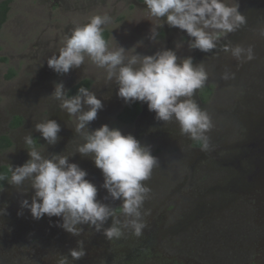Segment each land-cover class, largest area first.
Segmentation results:
<instances>
[{
	"label": "flooded vegetation",
	"instance_id": "flooded-vegetation-1",
	"mask_svg": "<svg viewBox=\"0 0 264 264\" xmlns=\"http://www.w3.org/2000/svg\"><path fill=\"white\" fill-rule=\"evenodd\" d=\"M41 1L55 5L59 0ZM119 1L123 2V8L137 9V13L146 11L139 24L141 30L135 29L145 39L125 35V41L115 43L116 46L133 50L126 48L131 42L136 48L133 54L140 55L168 49L175 51L179 59L191 56L194 65L204 63L209 79L203 89L197 90L194 99L208 111L214 123L208 133L210 148L203 150L199 142L181 135L174 121L165 124L156 120L146 103H126L118 97L115 81H105V70L89 58L67 74L48 67L47 60L58 55L71 30L90 18L68 23L61 35L50 39L38 35L28 45L23 44L24 39L18 40V47L10 48V56L0 57L4 63L11 64L6 73L2 74L0 69V166L8 170L22 166L30 158L28 150L33 148L46 158L73 153L69 162L87 172L86 179L98 189L97 199L120 213L119 200L105 199L107 191L101 187L103 176L91 157L74 151L84 140L75 132L76 118L62 110L52 96L59 83H63L69 97L85 87L102 101L103 108L87 125L88 132L108 125L124 135L131 134L141 145L150 146L159 166L146 181L151 192L144 207L150 211L146 216L147 228L139 238L126 232L121 239L108 240L102 232H95L87 225L83 226L81 237H74L57 226L60 218L44 216L35 220L28 209H21L20 201L28 199L30 203L34 194L30 185L17 188L6 182L0 188V207L7 205V214L0 215V264H57L60 254L75 248L78 239L85 241L86 255L74 264H264V225L258 221V215L264 214V202L257 200L264 199V135L247 128V123L255 119L264 121V37L259 35L260 29H264V0H238L247 24L227 37H220L213 53L189 49L191 38L183 30L164 23V17L160 18L162 26L157 31L160 39L153 41L151 19L155 18L149 15L144 0ZM119 10L108 9L105 14L112 20ZM104 30L108 31V42L110 32L106 25ZM117 34L118 30L113 33ZM227 40L252 45L255 58L239 64L223 51L221 46ZM15 54L18 58L14 61ZM226 71L234 73L235 78L221 79ZM46 120H55L60 125L55 145H49L35 128ZM28 136L33 139L30 145L25 143ZM250 150L255 155L252 161L245 153ZM237 163L245 169L253 167L246 172L254 176L239 177L253 181L249 180L254 185L250 191L245 185L232 192L235 186H230V180L237 172L232 166ZM259 167L261 172L257 173ZM223 215L227 219L222 225ZM210 220L220 223L214 233ZM109 224L110 221L106 222L104 227ZM260 225L262 232L258 231ZM211 234L217 237L216 241Z\"/></svg>",
	"mask_w": 264,
	"mask_h": 264
},
{
	"label": "clouds",
	"instance_id": "clouds-1",
	"mask_svg": "<svg viewBox=\"0 0 264 264\" xmlns=\"http://www.w3.org/2000/svg\"><path fill=\"white\" fill-rule=\"evenodd\" d=\"M144 3L149 15L158 21L151 29L150 39H157V28L162 26L160 18L164 17V23L183 30L191 38L189 49L204 53H213L220 37H227L247 24L238 0H144ZM110 22L107 14L94 15L87 23L74 27L58 55L47 60L48 67L67 74L89 58L105 70V81L114 80L118 85V97L126 103H146L156 120L165 124L174 121L181 135L209 150L208 133L214 123L208 111L194 99L197 90L203 89L209 79L204 63L194 65L191 56L179 59L175 51L168 49L153 55L133 54L134 49L126 51L116 44L110 49L103 36L104 26ZM259 35L264 37V29H260ZM221 47L239 64L255 58L252 45L227 40ZM234 78L235 74L229 71L221 76L225 81ZM52 96L62 110L76 118L75 132L84 143L77 144L74 151L91 157L102 173L101 187L107 191L105 199L119 200L121 211L117 214L114 207L97 199L98 189L86 179L87 172L69 162L73 153L46 158L35 148L28 150L30 158L26 163L9 168V184L17 188L28 184L34 191L30 203L28 199L20 201L21 209H28L35 220L44 216L60 218L57 226L74 237L83 235L84 225L102 232L108 240L121 239L126 232L141 237L150 211L144 207L151 192L146 181L159 166L158 158L152 155L150 146L141 145L133 135H124L117 128L102 125L88 132L87 125L103 108L102 101L88 88L80 87L76 95L69 97L63 83H59ZM35 128L49 145L57 143L61 128L55 120L38 123ZM32 142L30 136L25 137L26 144ZM6 207H0V215L7 214ZM108 221L109 226L104 227ZM84 242L78 239L75 248L60 254L57 264L81 260L86 255Z\"/></svg>",
	"mask_w": 264,
	"mask_h": 264
},
{
	"label": "rangeland",
	"instance_id": "rangeland-1",
	"mask_svg": "<svg viewBox=\"0 0 264 264\" xmlns=\"http://www.w3.org/2000/svg\"><path fill=\"white\" fill-rule=\"evenodd\" d=\"M51 5L49 1L12 0L7 20L0 32V57L10 56V48L16 49L18 40L24 39L23 44L28 45L38 35H42V39H50L56 35H61L62 28L68 23H80L94 15H104L108 9L110 11L120 9L113 15L111 23L106 25L110 32L108 45L111 49L115 43L122 42L125 35L139 37L138 31L141 30V18L146 14L144 9L137 13V9L123 8V2L119 0H59L57 4ZM151 22L153 27L158 24L156 19H151ZM135 29H138V31L136 32ZM117 30L118 34L114 36L113 33ZM158 30L159 28H157ZM139 38L140 40L145 39L143 37ZM159 39L160 34L157 37V40ZM126 48L136 49L131 42L127 44ZM17 58L16 54L12 56L14 61ZM8 64L0 59L2 74L6 73V69L11 66L10 63ZM258 221L261 225H264V216L258 217Z\"/></svg>",
	"mask_w": 264,
	"mask_h": 264
},
{
	"label": "water",
	"instance_id": "water-1",
	"mask_svg": "<svg viewBox=\"0 0 264 264\" xmlns=\"http://www.w3.org/2000/svg\"><path fill=\"white\" fill-rule=\"evenodd\" d=\"M259 117H262V116H259ZM249 127V128H248ZM247 128L248 129H254V130H256L257 132H258V134L259 135H264V121H262L261 120V118H258V122H256V119L254 120V122H252V123H247ZM245 153H248V160L249 161H252L253 160V158L255 157V155H254V150H250V151H247V152H245ZM239 157H237L236 159H238ZM238 164V163H237ZM251 164L252 163H250V166H251ZM239 165V164H238ZM234 165V166H232V168L234 169V171L236 170L237 172H235L236 174L233 176V178L230 180V182H228L227 184H229L230 183V186L232 187V186H235L234 187V190H232V192H236V188H238V187H240V186H245V185H247L248 186V191H250L252 188H253V184L252 183H250L249 182V180L246 182V181H244V179H247V178H245L244 176H249V177H251V176H254V174H249L248 172H246V170H251L253 167H246V169L243 167V166H241V165ZM253 170V169H252ZM259 171L257 172V173H260L261 172V169H260V167H259V169H258ZM252 173H253V171H252ZM239 177H242V178H244V179H239ZM250 181H252V180H250ZM253 182V181H252ZM264 185V184H263ZM238 192H240V191H238ZM257 200L261 203V202H264V199H262V198H260V197H258L257 198ZM264 216V214H259L258 215V217H263ZM227 216H225V215H223V216H221V218H220V221H221V224L223 225L224 224V220L225 219H227L226 218ZM208 223H209V225L211 226V227H213L214 228V230H212V232L214 233V232H216V230L215 229H217V226L220 224V223H215V222H213V221H208ZM236 231H239V228H237L236 229ZM258 231H263V228H261V225L259 226V228H258ZM211 237H212V239H214L215 241L217 240V237L216 236H213V234H211L210 235ZM235 244L241 249V245H240V243L238 242V241H236L235 242ZM230 246V245H229ZM231 247V246H230Z\"/></svg>",
	"mask_w": 264,
	"mask_h": 264
},
{
	"label": "trees",
	"instance_id": "trees-1",
	"mask_svg": "<svg viewBox=\"0 0 264 264\" xmlns=\"http://www.w3.org/2000/svg\"><path fill=\"white\" fill-rule=\"evenodd\" d=\"M10 1L11 0H2L0 2V27L7 20ZM103 36H104L105 40L107 41V38H108V31L107 30H104ZM0 177L4 178V179L0 180V188H1L4 184H6V182H8V178H9V170L4 165L0 166Z\"/></svg>",
	"mask_w": 264,
	"mask_h": 264
}]
</instances>
